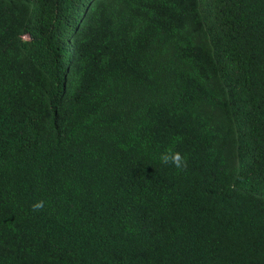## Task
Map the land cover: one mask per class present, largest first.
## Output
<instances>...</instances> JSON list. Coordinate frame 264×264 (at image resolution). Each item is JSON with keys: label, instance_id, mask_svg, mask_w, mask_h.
<instances>
[{"label": "trees", "instance_id": "trees-1", "mask_svg": "<svg viewBox=\"0 0 264 264\" xmlns=\"http://www.w3.org/2000/svg\"><path fill=\"white\" fill-rule=\"evenodd\" d=\"M0 264H264V0H0Z\"/></svg>", "mask_w": 264, "mask_h": 264}, {"label": "clouds", "instance_id": "clouds-1", "mask_svg": "<svg viewBox=\"0 0 264 264\" xmlns=\"http://www.w3.org/2000/svg\"><path fill=\"white\" fill-rule=\"evenodd\" d=\"M160 161L164 165H172L181 171L187 168V158L178 151H173L171 148L166 149L160 155ZM45 201L39 200L31 205L32 211H41L45 207Z\"/></svg>", "mask_w": 264, "mask_h": 264}]
</instances>
